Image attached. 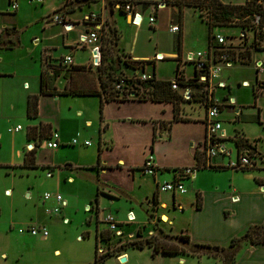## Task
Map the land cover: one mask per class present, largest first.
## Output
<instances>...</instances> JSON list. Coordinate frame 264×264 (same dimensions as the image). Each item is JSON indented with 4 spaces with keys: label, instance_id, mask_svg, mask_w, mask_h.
Segmentation results:
<instances>
[{
    "label": "crops",
    "instance_id": "1",
    "mask_svg": "<svg viewBox=\"0 0 264 264\" xmlns=\"http://www.w3.org/2000/svg\"><path fill=\"white\" fill-rule=\"evenodd\" d=\"M10 1L17 3V0H8L9 3ZM30 1L41 4V19L37 20V23H34L33 20L26 25L23 22L22 25H25L24 27L21 25L19 27L15 25L0 27V33L4 28H15L18 32L17 39L19 42L17 45L11 46V42L6 41L5 36H3L6 41L5 44L11 47H0V62H10L8 60L11 56L9 53L20 48V34L30 27V25H37L38 27L41 25V32H45L47 26L55 27L54 22L50 18L58 10L72 24V28L65 31L63 26L58 24L61 26V29H57L58 33H56L58 36L61 34L62 45L69 48L67 52L61 53L60 55L56 54L57 47L55 45L44 46L41 48L40 54L38 52L39 65L33 64L34 67H31V69L35 68V75L37 70L39 73L38 80L35 82L33 89H30V83L26 78L28 76H21V83L8 82L5 85L3 83L0 84V95L1 93L3 94V100L5 102L2 113H0V120L5 119L0 125V148H2L4 154L7 153L9 155L8 161H0V169H3L6 174H10L12 173L9 171L10 166L18 167L22 164L23 157L29 146L33 145V141L27 140L28 127L36 126L41 122L48 123L51 126V130L57 133L59 142L57 148L49 150L41 145L36 150L35 159L38 164L37 168H18V170L13 172L14 177L12 176L10 178L11 189L8 186L3 189V191H6L4 194H7L5 197L9 198L11 203L14 200V191L18 190V187L21 186L19 182H16L15 175L18 174L21 177L20 179L29 182V178L31 177L29 176L30 173L38 172L41 170V166H46L42 169L46 170L45 176L47 178L44 179L43 176L42 178L49 181L50 184L45 192L59 193L65 201V205L59 209V215L61 214L60 219H68L67 224L72 220L76 228L81 227L84 223L89 225L94 223L95 236L99 231L104 229L100 225L104 223L107 215L114 216L119 230L121 233L123 232V236L127 239L132 236L134 237L138 228H142L145 222L149 226L146 229L147 234H154L155 230H153L152 224L147 220V216L142 215L143 209L147 211V208L154 203V195H156L155 204H157L154 212H156L157 218L162 220L163 215L167 217V221L165 222L158 220L159 227L165 229L167 231L165 233L168 234L187 235L191 243H204L226 247L231 238L243 233L248 226L264 223V196L257 190L258 184L264 183V175L257 177L258 175L254 176L253 173H249V169L227 168L225 167L227 160L221 158L215 157L211 161L212 166H222L220 169L209 166L195 168L189 184L187 185L183 180V184L187 189L184 194L178 192H160L158 190L159 184L174 179L175 168L196 166L195 153L196 151H201V143L205 141L207 136L205 120L200 121L193 115H186V111L182 106L180 108V116L183 119L174 121L173 104L171 102H155L149 99L139 100L132 95L126 100L118 99L111 101H104L96 95L71 96L96 98L95 100H75L76 106L74 111L80 123L78 128L71 129V125H67L60 116L55 117L54 120L46 118L41 121V103L44 100L47 101V99L60 101V97L62 96L54 97L39 94L40 72L43 62L55 64L56 61L69 55L72 58L73 64L85 65L86 63L88 65L89 59L87 61H74L73 53L75 50H78L77 48L87 51L89 49L90 51L89 47L76 44L80 34L93 28V24L84 19L89 13H95L98 16L97 23L94 26L96 29H101L99 31L101 38L102 36L113 40L117 38L116 43L114 42L112 46L113 52L116 53L115 58L125 59L126 57L131 60H151V57L136 55L134 49L130 48L127 51L125 50L126 47L123 48L120 44L119 31L116 24V12H120L124 16L125 21L131 23L130 16L122 8L118 7L120 0H91L89 3H73L70 8L64 9L61 8H63L65 2L74 1ZM131 1L136 2L134 11L140 16L141 8L142 10L145 8L150 9V16L153 12L152 4L160 0ZM220 1L241 4L244 0ZM165 7H168V5L159 8L154 13L155 18L159 14V10ZM185 8H183L180 22L177 19L176 7L174 9L175 12L169 13V20L173 23H170L168 28L174 24H177L180 28V31L177 33V42L179 36L181 42V37L186 33V28L189 25L186 19H184ZM9 10L14 12L15 16H18L22 20L20 15L21 11H18V3L16 9ZM82 11L84 13L81 17L74 18L77 12ZM198 17L200 18L197 19L198 22L205 25V21L200 16ZM43 18L45 19L44 22H42L44 20ZM112 29L116 30L115 34H113ZM72 32H75V34L72 35ZM216 33L224 35L220 33V30H212V34ZM38 38L35 34L31 35L30 40L34 44L33 46L38 44ZM208 38L209 31L207 35V48L209 44ZM16 46L18 47L15 48ZM90 53L91 56L94 54L92 51ZM160 55L175 56L177 54L175 52H157L154 54V56ZM180 56L179 48L178 56L175 59L179 60ZM31 61L33 63L36 59L32 60L31 58ZM149 64L147 62L144 65L146 71L150 67ZM123 68L122 70L125 72V68ZM178 68L179 72L176 71L173 78L156 75L155 63L151 64L150 72L154 70L156 78L161 80H174L176 75L188 79L195 75V70L191 75H186L183 69ZM17 73L18 70L16 68L0 67V78L10 79L15 77ZM91 74H95L94 69ZM243 82L248 83L246 80H241V83ZM65 83L66 80L63 77H58L55 81V86L58 89H62ZM213 83H222L226 87L224 79L220 78V76ZM216 91L215 89L212 95L223 107L224 105L226 106V103L232 104L234 102L232 97L224 102H220L216 96ZM260 92L264 93V90L258 91L257 89V94ZM31 94H39L38 115L36 117L38 120L31 118L32 120L25 122V117H27V97ZM101 100H103L102 104ZM88 102L93 103V108L86 107ZM234 112L236 113L235 116L241 115L240 109H234ZM259 112L260 109L256 108L255 120L259 119ZM85 113H88L87 116L89 117L83 119L82 117ZM166 122H171L168 127L164 124ZM21 123H26L25 130H23ZM81 125L93 127L92 134L90 133L91 135L89 136L83 134L80 129ZM16 126H20V129L11 132V136H8L5 129L7 128L8 131V128ZM220 129H222V126ZM225 133L226 129L223 128L221 130L223 140L228 138ZM240 134L246 138L241 132ZM74 137L78 139V143L71 145L70 141ZM90 139L92 140L90 141ZM246 139L248 141L250 140L248 138ZM83 140H89L91 143L88 146H84L82 144ZM252 142L250 143L254 145L256 152H258L257 155L260 156V162L264 163V155L257 151L258 149L256 148V144H254V140ZM226 151L229 150L226 149ZM149 154L153 157V164L155 166L154 174H144L141 171L144 160ZM23 175H26V177H22ZM34 176L38 177L36 184L39 187L41 185V175ZM14 186L16 190H14ZM26 196L30 197L31 192H27ZM234 197H236V200L233 201ZM43 199L42 203H46L45 201H47L50 205L49 208L46 207V210L59 207V204L54 198ZM25 204L27 203L25 202ZM87 207L90 209L86 210ZM46 210L44 213L40 210L39 214H37L38 218L35 224L44 225L48 218L56 215L53 212L48 213ZM129 213L134 217L131 221L128 219L130 216ZM59 215L57 214L56 216ZM148 216L153 215L149 212ZM13 217L15 216L13 215L6 222L7 227L9 226L10 229H15V226L11 223L14 219ZM21 220L22 218L18 219V221ZM29 220L31 221L33 219L29 217ZM136 220L139 221L135 222ZM19 228H22V226ZM24 234V232L20 233V235ZM35 237L38 238L36 235ZM37 241H41V239ZM54 252L57 253V250ZM165 255L176 256L179 262H183V264L185 263V256H188L186 254ZM123 256L127 258L126 250L123 251ZM231 264H264V243L251 244L246 242L242 244Z\"/></svg>",
    "mask_w": 264,
    "mask_h": 264
},
{
    "label": "rangeland",
    "instance_id": "2",
    "mask_svg": "<svg viewBox=\"0 0 264 264\" xmlns=\"http://www.w3.org/2000/svg\"><path fill=\"white\" fill-rule=\"evenodd\" d=\"M17 3L18 11H21L20 15L22 20L19 19L18 16H15L14 12L9 10L10 4L8 0H0V27L12 25L18 27L21 25L24 27L30 21L34 20V23H37L36 21L41 19L40 3L31 2L30 0H17ZM174 9L175 6L168 5V7L159 10V14L156 15L155 21L152 24H150L148 20L150 12V9L148 8H145L144 10H142V8L140 9L142 20L137 25L126 22L124 16L121 15L120 12L117 11L115 14L120 37L119 42L122 47H126L125 50L127 51L130 48L134 49L136 55H146L147 57H151V61L154 59L156 75L168 78L174 77L177 67L183 69L186 75H191L194 71V68L193 64L187 60L188 54L191 53L195 55L197 51L203 52L207 49L208 27L206 24L203 25L198 22V10H194L192 7L185 8L186 11L184 13V19H186V22H188L189 25L186 28V33L182 35L181 42L178 46L177 33L171 32L168 29L170 23H173L169 20V13L175 12ZM83 13V11L77 12L74 15V18L81 17ZM44 21L45 19L42 20V22ZM23 22H25V25H22ZM53 24L55 27L47 26L45 32L40 31L41 25L39 27L37 25H30V27L20 34V48H17L18 46H16L15 48L17 49L9 53L11 55L8 59L10 62H0V67H13L18 70V73L15 77L10 79L0 78V84L3 83L5 85L8 82L21 83V76H28L26 78L30 83V89H33L35 82L38 80L37 78L39 73L37 70L35 75V68L31 69V67H34L33 64L39 65V54L41 48L44 46L55 45L57 47L55 53L58 55L68 51L69 48L62 45L61 34L59 36L56 34L58 33L57 29H61V26L56 23ZM212 30H220V33H223L226 37L236 36L238 31L236 27L231 26L219 28L213 27ZM32 34H35L39 37V42L36 46H33L34 44H32L30 40ZM71 34L74 35L75 32H72ZM249 39L250 36L248 34L245 44H248ZM179 48L181 56L180 59L177 60L175 58L178 56ZM77 49L78 50H75L73 53L74 61H87L89 59L88 65H90V63L93 62V57L90 55L91 53L89 49L88 51L81 48ZM257 49L258 48L250 51L251 53L247 61L243 60V62L241 60L240 63L234 62L231 63L229 67H227L225 64H221L219 76L220 78L224 79L226 87L216 88V96L219 98L220 102L226 101L224 100V96H226L227 100L232 97L234 102L232 104L226 103V106L223 107L217 116V120H219L222 129H226L225 135L228 137L225 138V140H222L221 144L223 143V146L229 150V152L226 154H217V158H221L223 160H227L228 158L231 160L235 159V147L233 142L230 140L234 134V130L240 131L246 138L250 139L249 141L251 143H253L252 140H254V144H256V148L258 149L257 151L264 155V93L260 92L256 97L252 96V88L255 86L253 85L255 80L254 60H264V56ZM157 52H175L177 55H165L162 57V59L156 58L155 60L154 54ZM110 55L113 57L114 64L117 65V69H119V65L121 68L123 66V61L120 60L121 58L119 59L120 61L115 58L116 53L114 52H111ZM31 58L32 60L36 59V61L32 63ZM44 64L46 63L43 62V65ZM85 65L87 64L85 63ZM149 66L150 67L147 71L150 72L151 64H149ZM91 69L93 70L94 68L91 67ZM241 80H246L248 82L247 85H240ZM256 80L257 82H261L260 87H257L258 91L264 90V74L262 72L256 73ZM2 95L3 94L1 93L0 113H2L5 104ZM60 98V101H52L47 99V101L44 100V102L41 103V121L46 118H51L54 120L55 117L60 116L67 125H71V129H75V127L78 128L80 126V123L77 120V114L74 111L76 106L75 100L96 99L95 97L79 98L63 95ZM86 105V107L93 108V103L88 102ZM181 106L185 109L186 115H193L200 121H204L205 109L199 103H184L180 105V108ZM256 108L260 109L258 120H255ZM234 109H240L241 115L236 117ZM87 115L88 113H85L82 118L84 119L85 117H89ZM30 120L32 119L25 117V122ZM36 120H38V118H36ZM4 121L5 119L0 120V125ZM21 124L23 126V130H25L26 123ZM80 129L81 132L83 134H87V136L91 135L93 131V127L91 128V126L89 127L85 125H81ZM222 129L218 131L217 136L221 135ZM5 132H7L6 134L8 136H11V132H8L7 128L5 129ZM51 133H53V130H51ZM91 140L92 139H90V141ZM203 143H201V150H203ZM40 146L41 142L38 144V148ZM47 149L50 150L53 148ZM0 152H2V148H0ZM8 159L9 155L7 153L4 154L2 152V154H0V161H8ZM254 161V166L249 169V173H253L254 176L258 175L257 177H259V175H264V163L260 162V156L256 154ZM15 170H18V168H9V171L12 173L6 174L3 169H0V264H183V262H179V259L176 256H166L163 253L153 254L151 247H145L143 249L128 248L126 250L127 258L124 262H120V258L123 256V253L121 252L118 257L110 256L102 262L95 263V224L93 221V224L89 225L84 223L81 227L76 228V225L72 223V220L68 224H63L62 219H60L61 214L59 216L53 215L47 219L46 224H44L47 229L46 237H43L42 235H36L39 238L38 239L29 232H24V235H20L18 230L19 227L22 226V228H25L26 226L30 225H38L35 224L38 218L37 214H39L40 210L42 213H44L47 209L46 207H50L47 201H45L46 203H42L43 193L46 191V189H48V185L50 183L49 181L44 180L47 178L45 176L46 170H43L42 168L38 172H35L37 174H29V176H31L29 178V182L20 179V175L16 174L15 180H17L16 182H19L21 186L18 187V190H16L14 186V190L16 191H14V200L12 204L10 199L5 197L7 194H4L6 191H3V189L6 186L10 187L11 189L12 185H10V178L12 176L14 177L13 172ZM38 174L41 175V185L39 187H37L36 184V179L38 177L34 176ZM22 177L25 178L26 175H23ZM184 181L188 185L190 178ZM28 187L30 188L27 189ZM27 192H31L30 197L26 196ZM25 202L27 204H25ZM91 204L93 203L91 202ZM156 206L157 204L153 203L151 206H149V208H147V211L144 209L142 211V215L145 217L147 216V220L152 224V226H154V224L159 226V218H157V214L154 212ZM149 212H151L153 216H148ZM13 215L15 217H13L14 219L11 221V223L15 226V229H10L9 226L7 227L6 222L8 219L12 218ZM29 217H31L33 220L30 221ZM19 218H22V220L18 221ZM137 221L139 220H136L135 222ZM104 223L100 226L104 227V229H107L106 224ZM148 227L149 226L145 222L142 228H140L141 235L144 238L149 236L146 231ZM163 231L165 232L166 230L163 229ZM87 232L89 233L87 234ZM116 236H120V239L117 237H112V239L107 242L98 241V254L105 252L107 249L116 248L122 242L127 240L123 234ZM132 237L128 239H131ZM135 238H137L136 233L133 239ZM40 239L41 241H37ZM157 239L160 244H164L166 247L175 248V246H178L179 248L178 242H176L174 239H171L170 237L158 236ZM55 250H57V253L54 252ZM187 255L188 256H185L184 264H229V262L224 258V251L219 249H207L205 251H198Z\"/></svg>",
    "mask_w": 264,
    "mask_h": 264
},
{
    "label": "trees",
    "instance_id": "3",
    "mask_svg": "<svg viewBox=\"0 0 264 264\" xmlns=\"http://www.w3.org/2000/svg\"><path fill=\"white\" fill-rule=\"evenodd\" d=\"M74 2H65L63 8H70L73 3H89L91 0H73ZM166 5H172L177 8V19L180 22L182 18V11L184 7H192L198 10L199 16L208 26L209 38H208V48L214 49V53L217 54L216 48L219 47L215 44V37L212 34L213 27H236L237 29L247 31L250 39L248 44L243 43V45L238 46L235 49H229L226 47V53L232 60V63L241 60H248L250 56V51H259V42L264 38V32L260 31L261 27H264V0H244L241 4L235 3H224L220 0H164ZM125 1L120 0L119 3L123 4ZM59 12V10L57 11ZM54 12V13H57ZM98 19V16H97ZM113 34L116 33L115 29H112ZM18 32L15 28H4L0 33V47H11L17 45ZM11 42L10 45L5 44V40ZM101 44V57L100 62L97 66L92 63L90 65H79L62 64V59L56 61L55 64L47 63L42 65V70L40 72V89L39 94L60 96V95H70V96H90L96 95L102 98L104 101L111 100H126L130 97V94L134 98L139 100H151L155 102H171L173 104L174 117L173 120L183 119L180 116V105L184 103L197 102L206 108L212 103V99L209 98L207 90L204 89V85L207 82H196L198 70H195V75L192 78L184 79L180 75H176L174 80L177 81L178 85L181 87H190V99L185 100L183 98L180 90H173L171 88V83L174 80H161L157 79L155 76V71L152 70L151 78L146 80L139 79V74L142 72H149L145 70V63H154L151 60H131L129 58L120 59L123 66L117 69V65L114 64L113 57L110 55L113 52V44L116 43L115 40L108 39L102 36ZM247 40V39H246ZM180 43V36L178 39V46ZM222 51V50H221ZM119 60V59H118ZM119 60V61H120ZM217 61V57H214ZM244 62V61H243ZM246 64V63H245ZM208 64L204 66L202 71L208 76ZM91 67L95 69V74H91ZM125 68V72L122 68ZM123 68V69H124ZM118 70V71H117ZM179 72V68L176 69ZM255 71V70H254ZM125 73V74H122ZM256 71L254 72V83L252 88L253 97L257 96V87H260L261 82L256 80ZM58 77H63L66 80L63 88L61 90L57 89L55 86V81ZM98 82V83H97ZM120 83V88L116 89L115 85ZM39 94H31L27 97L26 115L28 118H36L38 115V96ZM212 96V95H211ZM101 100V104L103 102ZM224 100H227L225 97ZM225 106V105H224ZM223 105H219L220 110ZM238 117V116H236ZM238 120V119H237ZM171 122L164 123L166 127L170 125ZM51 137V126L48 123H39L36 126H31L27 129V140L33 141L34 148L32 150H27L23 157V162L18 167L10 166L11 168H37L38 164L35 159V152L38 148V144L41 142L43 144L44 140ZM218 140H223L218 138ZM233 142L236 155L243 148H249L251 152H256L254 145H252L246 138H244L239 131H234L233 136L230 138ZM206 144L204 143L203 150L196 151V166L194 168H201L205 166L220 169L222 166H212L211 163H207V158L205 154ZM254 163V161H253ZM254 166V164H253ZM251 167H244L241 170L251 169ZM9 167V166H7ZM45 168L46 166H41ZM226 167V166H225ZM181 169L175 168L174 170ZM189 179V177H188ZM186 180V178H185ZM153 202H156V195L153 197ZM160 220V218H159ZM161 221V220H160ZM153 230L154 234L146 236L145 238L141 235V230L138 228L136 231V237L133 239H127L122 242L118 247L113 249H107L105 252L98 254L97 243L98 241L107 242L112 239V237H117L114 232L108 229H103L99 231L95 236V250H94V262H102L107 257L115 256L118 257L121 252L127 250L128 248L143 249L145 247H151L153 254L163 253L167 255H179V254H193L198 251H205L207 249H219L224 251V258L231 264L234 260V256L240 249L242 244L248 243H264V223L263 224H253L248 226L243 233L230 239L226 247L218 245H210L204 243H191L187 235L175 234L168 235L163 229L157 224H154ZM123 234V232H122ZM135 236V235H134ZM170 237L174 239L179 244L175 248L166 247L164 244H160L157 237ZM120 239V236L117 237Z\"/></svg>",
    "mask_w": 264,
    "mask_h": 264
},
{
    "label": "built area",
    "instance_id": "4",
    "mask_svg": "<svg viewBox=\"0 0 264 264\" xmlns=\"http://www.w3.org/2000/svg\"><path fill=\"white\" fill-rule=\"evenodd\" d=\"M37 2H41L43 0H36ZM10 9H16L17 3L15 1H10ZM166 5L164 0H160L156 2L155 4H152L153 12L148 17L149 23L152 24L155 21L154 13L159 9ZM136 6V2L134 1H125L123 4H119L118 7L122 8L127 15L130 16V21L132 24H139L142 20V17L134 11ZM138 18V20H137ZM51 21L60 24L63 26V29L65 31H68L72 28V24L65 18L63 14L60 12L54 13L51 16ZM85 21L91 22L93 24V28L89 31H86L83 34H80L76 44L80 46H87L90 48V51H92L94 54L93 62L92 64L94 66H97L100 62L101 57V44H102V38L99 35V31L101 29H96L94 26L97 23V15L95 13H89L85 16ZM96 21V22H95ZM169 31L178 33L180 31V28L177 24H174L170 26ZM237 35L226 37L222 34H214L215 37V44L219 47L216 48L218 51L217 54L214 53V49L207 48L206 51H197L195 55L188 54L187 60L191 62L194 66V69L198 70L200 73H198L197 81L196 82H207L203 87L205 90H207L209 98L212 99V103L208 105V107L205 110V124H206V132L207 136L204 141L206 144V158L207 163H211L212 159L217 156V154H226L229 151H226L225 147L220 143V140L218 138L222 139L223 137L221 135L217 136L218 131L220 130L221 124L219 120H217L218 113L220 112L219 105H221L217 99L212 95L213 91L218 87H224V85L221 83L214 84L213 81L218 78L219 73L221 71V64H225L227 67H229L232 63V60L226 53V47H229V49H235L238 46L243 45V43H246L248 32L245 30L237 29ZM260 31L264 32V27L260 28ZM259 51L264 56V38L260 40L259 42ZM222 50V51H221ZM160 56H155L156 58H161ZM214 57H217V61L214 60ZM154 61V59L152 60ZM73 63L71 56L66 55L62 58V64L64 65H71ZM208 64V76L205 75L202 71L204 70V66ZM254 70L258 73L262 72L264 74V60L258 59L254 60ZM139 79L146 80L151 78L150 72H142L139 74ZM241 85L246 86L247 83L243 82ZM116 89L120 88V83L115 85ZM171 88L173 90H180V92L183 95V98L185 100L190 99V87L189 86H179L177 81L174 80L171 83ZM133 95V94H130ZM212 95V96H211ZM20 129V126H16L13 128H8L9 132H14ZM58 135L56 132L53 131L51 133V137L49 139L44 140L43 146L46 148H57L59 146L58 143ZM78 143V139L76 137L72 138L70 141L71 145H76ZM82 144L84 146H88L90 144L89 140H83ZM220 144V145H219ZM220 146V147H219ZM204 147V145H203ZM34 148L33 145H30L28 150H32ZM256 156L255 152H251L249 148H243L239 151V153L235 156L234 160L227 159L225 166L227 168L231 169H241L244 167H251L255 163L254 157ZM254 161V163H253ZM141 171L144 174H154L155 173V166L153 164V157L152 155H148L146 159L144 160L143 166L141 167ZM195 168L194 167H183L181 169L174 170V179L171 181H165L158 186V190L160 192H171L175 193L178 192L180 194H184L187 189L183 184V180L188 179V177L191 179V176L194 174ZM258 192L264 196V183L258 184L257 186ZM54 198L55 201L59 204V207H54L52 210H47L48 213H55L56 215L60 213L59 209L61 206L65 205V201L62 199V196L59 193H51V192H45L43 193L44 199ZM236 200V197L233 198V201ZM90 208L87 207L86 210H89ZM129 221L133 220L134 217L131 213H129ZM62 222L66 224L68 222V219L63 218ZM106 224V228L110 230L111 232H114L116 235H121V231L119 230L118 224L114 220L113 215H107L104 220ZM19 233L23 232H29L31 235H42L43 237L47 236V229L45 225L38 224V225H30L26 226L25 228H19Z\"/></svg>",
    "mask_w": 264,
    "mask_h": 264
},
{
    "label": "water",
    "instance_id": "5",
    "mask_svg": "<svg viewBox=\"0 0 264 264\" xmlns=\"http://www.w3.org/2000/svg\"><path fill=\"white\" fill-rule=\"evenodd\" d=\"M137 20H138V18H137ZM125 257L124 256H122L121 258H120V262H124L125 261Z\"/></svg>",
    "mask_w": 264,
    "mask_h": 264
},
{
    "label": "bare ground",
    "instance_id": "6",
    "mask_svg": "<svg viewBox=\"0 0 264 264\" xmlns=\"http://www.w3.org/2000/svg\"><path fill=\"white\" fill-rule=\"evenodd\" d=\"M162 221H164V222L167 221V217L163 215L162 216Z\"/></svg>",
    "mask_w": 264,
    "mask_h": 264
}]
</instances>
